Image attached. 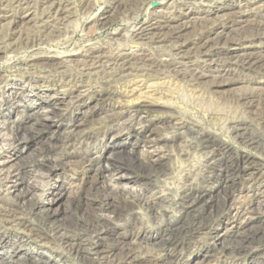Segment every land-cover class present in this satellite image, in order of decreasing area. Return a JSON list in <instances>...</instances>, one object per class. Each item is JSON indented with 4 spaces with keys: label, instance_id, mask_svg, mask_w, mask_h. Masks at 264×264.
<instances>
[{
    "label": "rangeland",
    "instance_id": "obj_1",
    "mask_svg": "<svg viewBox=\"0 0 264 264\" xmlns=\"http://www.w3.org/2000/svg\"><path fill=\"white\" fill-rule=\"evenodd\" d=\"M36 1L29 0L28 4L21 1L3 3L0 6V15H2L0 17V35L9 31L12 35L5 43L0 41V111H2L0 121L6 119L7 113H10L7 118L8 121H6L8 126L13 125V122L18 123L28 120L29 114L32 113L31 108L34 107V104H31L32 101H38L39 107L37 108L45 105L44 102L46 101L55 107L66 106L59 112L56 122L52 126L56 133H61L72 123L81 122L90 116L87 128L78 127L81 129L77 132L79 144H76L74 149H69L68 160L70 164L58 176H55L49 184H62L65 190H68L72 195L79 186L87 184V177L92 176L95 168H97L95 165L90 166L86 159L100 154L106 155L110 149H107L105 145L113 139H118L127 141L128 147L134 146L136 152L142 153L143 157L147 158L148 156L149 160L157 157L161 158L160 165L145 169L144 172L138 168H133L131 171L132 176L138 181L149 178L151 184L154 185L140 191L141 198L158 202L161 196L172 198L183 189H187L188 185L213 191L215 188L217 189L218 184H221L217 177H211L210 180L206 181L209 175H207V170L203 166L205 155L198 151L196 146L193 147L195 143H192L193 141L189 140V137L186 138L185 136L183 138L179 135L174 140H163L165 136L169 137L171 134V129L168 126L174 123L175 125L185 123L188 126H198L201 131L208 135H215L228 149L227 155L222 159L223 161H226L230 155L242 154V151H245L237 140V143L231 142L228 139V134H226L227 125H230L234 120L241 119L244 123L252 124L250 125L252 136L254 135L261 142H264V0H151L147 4L146 1H144L145 3L142 2L143 6L140 9L133 7L132 3L135 0H87L88 12L84 9L79 10L80 6H78L77 0H63L60 5L68 9L67 20L63 21L67 26L63 27L64 24L61 22L55 24L49 22L47 27L43 29L44 35L52 31L49 33L55 36L58 32L54 29L58 27L61 31L58 44L46 40L31 47L22 48L19 45L21 47L13 51L8 43H17V33L30 27L37 19L43 21L44 19L39 18L40 10L53 0H38V4H35ZM127 6L135 8L134 22H137L136 24L151 23L152 28L150 31L158 35L167 32L170 27H183L180 40L184 43L181 48V52H184V54L175 59L174 62H177V64L174 66L176 68H187L198 73L201 77L197 81H190L189 78L162 79L164 75L161 71L164 70H159L153 64H150L151 59L156 61L154 54L158 51L161 52L160 49L151 51V59H147L145 62L150 64L151 69L144 68L143 71L138 72V75L145 74L146 85H151V82H158V85L153 84L155 86L151 87L157 89V94L156 92L150 93L149 96L145 93L147 90L146 85L139 82L140 79L127 83L122 80L119 81L117 78L119 74L117 75V72L107 68L88 69L89 71L86 70L85 72L79 70V67L70 62L68 63L70 70L68 73L65 71L63 75L69 81V84L61 86V72L63 69L42 66L41 63L58 59L55 58L58 56L80 55L79 52L83 45L96 43L107 47V42L105 43L107 41L106 36L110 38L115 34L117 35L125 22L119 18H110L103 26L98 25V23L111 13H124ZM197 17L208 20L209 23L210 20L214 21L212 25L209 24L203 28L200 26V24L203 25V22L200 23L202 20H198V24L192 23L197 20ZM92 19L98 20L95 24L96 27L91 25L92 22L90 23V21ZM72 29H75L73 35ZM117 38L121 39L122 37ZM199 49L204 52L199 53ZM60 51H63V53H58ZM125 53H127L128 60H130L129 67L141 64L140 52L137 51L132 55L128 52ZM247 54L253 55L252 59L241 61L240 57ZM181 57L182 59H179ZM68 58L71 57L68 56ZM55 69L56 71H54ZM112 72L116 75H113ZM102 75L103 79H101ZM106 79H108V83ZM125 84L126 86L129 84L128 87L138 86L145 94L142 93L140 99H137L139 92L131 91L126 95L124 93L120 94V91L123 92V85ZM102 90L118 93L112 99H106L103 96L107 93H102ZM99 93H101L100 96H98ZM12 94L15 96L13 100L12 97H10L11 99L8 97ZM168 101L174 109L169 108ZM160 102L168 106L157 104ZM27 104L31 107L26 109ZM112 110L120 113L114 120L104 118L103 121L104 112H111ZM212 116L218 117V120L210 119ZM149 129L156 130V134L158 131L155 138L159 141L146 142L147 138L144 134ZM136 132H139V135H136ZM43 135L37 140L42 139L45 136ZM13 148L14 145L11 144H0V178L7 175V172L17 168V159L9 157L11 156L9 152ZM246 151L248 150L246 149ZM248 153L252 154L253 152L248 151ZM164 170L166 174H164L165 172L162 173ZM125 172V170L120 169L117 174L121 175ZM10 180H12L11 177L7 181ZM28 182L30 184L33 180L28 179ZM97 184L113 185L109 180L101 178ZM117 186H122L125 192L137 191L138 193L139 189L131 182L115 184L113 188L116 189ZM256 187L259 191L255 192ZM35 192L39 194L40 190L37 188ZM237 192H239L237 194L238 202L236 201V207L239 206L237 208L238 212L235 209L230 211L221 210L218 216L220 221L217 219L218 222L216 221L212 225L213 227L227 226L230 228L229 232L225 235L223 233L224 236L220 239L213 240L211 234H214V232L210 231L202 235L200 243L190 250L194 252L196 249L201 248L202 253L205 252L208 246L211 247L216 256L207 264L264 263V244L257 239L264 236V181L257 178L246 179L240 184ZM10 200L2 198L0 194V210L5 207H14V202ZM163 203L164 206L160 210L166 214L163 218L155 220L153 217H147V213L143 208L141 209V204L136 203L133 212L140 214V220L143 222L141 221V224L136 225L130 223L132 227H129L122 220L118 223L115 222L114 226L116 228H114L124 234L123 240H128L130 232H147L156 229L159 233H162L170 222L167 216L177 211L174 203ZM65 205L64 207H66ZM54 207L60 209L61 205L54 204ZM210 210H213V208ZM81 215L82 212L77 210L75 216L81 217ZM9 217L8 214L0 218V233H8L12 239H14L13 234L19 233L20 237L22 235L21 229ZM29 217L31 220H29ZM21 218L31 224L34 223L33 217L29 214ZM218 223H221V225H218ZM235 234L246 238L244 244H248L247 252L245 254H235L232 257L227 256L226 252L222 253L225 250L223 247L229 243L231 236ZM19 237L17 238L20 241ZM26 237L30 241L28 242L30 245L27 248L28 250L34 246H41L43 250L49 252V248L45 247L42 242L33 240L30 236ZM23 240H26L25 237H23ZM5 246L7 251L9 246L6 244ZM53 251L52 257L55 258L59 251L54 249ZM23 252L21 250L17 255L19 256ZM185 254V251L176 253L167 260L186 264L191 259L184 263L187 258L184 257ZM29 261H32V259H29Z\"/></svg>",
    "mask_w": 264,
    "mask_h": 264
},
{
    "label": "bare ground",
    "instance_id": "obj_2",
    "mask_svg": "<svg viewBox=\"0 0 264 264\" xmlns=\"http://www.w3.org/2000/svg\"><path fill=\"white\" fill-rule=\"evenodd\" d=\"M19 1L28 4L29 0H0V6L3 3L8 4ZM61 1L63 0L49 1L50 3L40 10L39 18L44 20L38 21L37 19L30 27L18 32L17 43H8L11 45L10 48L15 51L21 46L22 48L31 47L43 43L46 40L47 42L58 44L57 42L60 41L58 38L61 33L58 27L54 29L58 32L55 36L49 33L52 31L47 33L49 34L48 36L47 34L44 35L43 29L47 27L49 22L55 24L57 22L63 23L64 20H67L68 9L60 5ZM77 1L78 6H80L79 10L84 9L88 12L89 6L87 0ZM144 1L147 4L151 0H135L132 3L133 7L140 9ZM38 2L37 0L35 4H38ZM135 8L127 6L124 11V13L126 12L125 14L119 12L111 13L98 23V25L103 26L110 18H119L125 22L117 35L115 34V36H111L110 38L106 36L105 39L107 41L105 43L107 42V47L106 45L104 47L96 43L86 46L83 45L79 52L80 55L58 56L55 57L58 59H51L41 63L42 66L57 69L62 68L64 70L61 72V86L69 84V81L63 75L65 71L68 73L70 70V66L68 65L70 62L74 66L79 67V70L85 72L88 69H110L117 72V75L119 74L117 77L119 81L122 80L126 83L140 79L139 82H143V85H146L147 82L144 80L146 79L144 78L145 74L138 75V72L143 71L144 68L151 69L150 64H153L159 70H164L161 71L162 75H164L162 79L189 78L190 81H197L201 77L198 73L190 71L187 68H176L174 66L177 64V62H174L175 59L184 54V52H181L184 43L180 40L183 27H170L167 32L158 35L150 31L152 28L151 23L147 24L146 22H142L136 24L137 22H134ZM198 20H202L200 23L203 22V25L199 24L203 28L209 24L212 25L214 21L210 20L211 22L209 23L208 20L197 17V20H194L192 23L198 24ZM97 22L98 20L95 19L90 21L93 26ZM63 24V27L67 26L66 23ZM10 32H5L3 35H0V41L5 43L7 39H10L12 36ZM74 32L75 29H72V35ZM117 37L122 38L118 39ZM155 49L162 50L154 54L156 61L150 58V52H153ZM137 51L141 53L140 59L142 62L140 65L129 67L130 60H128V55L125 52H128V54L131 53L132 55ZM198 52L203 53L204 51L199 49ZM58 53H63V51ZM68 56L71 58H68ZM252 57L253 55L247 54L240 58L241 61H249ZM147 59H151L150 64L145 63ZM179 59H182V57ZM114 72H112L113 75H116ZM54 73L56 74V72ZM88 77L90 78L91 76ZM152 78L156 79L155 77ZM101 79H103V75ZM106 80L108 83V79ZM157 83L151 82V85L145 86L147 89L145 93L148 96L150 93L153 94L156 92L157 94V89L151 88L158 85ZM128 85H123L124 90L123 92L120 91V94L124 93L126 95L131 91L139 92L137 99H140L142 93H144L142 89L138 86L128 87ZM127 88H130V91ZM102 93H107L103 96L106 99H112L118 92L102 90ZM12 95L8 97H12L13 100L15 96ZM100 95L101 93L98 94V96ZM37 103L38 101H32L31 104H34V107L31 108L32 113L29 114L30 117L28 120L18 123L13 122V125L8 126L6 121H8L7 118L10 113H7L6 119L0 121V144L14 145L13 150L9 152L11 155L9 157L17 159V168L11 172H7V175L0 178V194L2 198L11 199L10 201H13L15 204L14 207L3 208L4 211L1 209L0 218L9 214V218L16 222V225L22 232L20 237L18 232V234H13L14 239L8 233H0L3 234L0 235V264H183L181 262L167 260V258L174 254L183 251L186 252L184 257H187L184 263L191 259L186 264H207L216 256L212 252L211 247L209 248L208 246L205 252L202 253L201 248L196 249L194 252L190 251L191 248L197 246L202 239L201 236L210 231L212 233L214 232V234H211L213 240H218L229 232L230 228L227 226L213 227L212 225L215 224L217 219L220 221L218 216L221 210L226 209L230 211L235 209L238 212L237 208L239 206L236 207V204L238 202L237 194L239 192L237 191L243 181L252 178L264 181V142H261L254 135L252 136L250 128L252 124L244 123L240 119L234 120L230 125H227L226 134H228V139L233 143L237 140L245 151L247 149L253 153L242 151V154L230 155L226 161H223L222 159L227 155L228 149L215 135H208L201 131L198 126H188L185 123H177L175 125L174 123L168 126L171 129L170 136H165L163 140H174L179 135L183 138L185 136L186 138L189 137V140L191 139L193 141L192 143H195L193 147L196 146V149L205 155L203 161L205 163L203 166L207 170V175H209L206 181L210 180L211 177H217L220 181L221 184L216 186L217 189L215 188V190L211 191V189H203L202 187L195 188L188 185L187 189H183L179 193L176 192V196L172 198L161 196L158 202L148 199L143 200L139 192L154 185L151 184L149 178L138 181L132 176L131 171L133 168H138L144 172L145 169L160 165L161 158L157 157L149 160L148 156L146 158L143 157L142 153L136 152L134 146L128 147L129 144L127 145V141L113 139L109 143L106 142L107 144L105 145L107 149H110L109 153L106 155H96L94 156L95 158L92 157L94 159H86L90 166L95 165L97 168H95L92 176L87 177V184L79 186L71 195L68 190H65L62 184L53 185L49 183L70 164L68 160L70 154L69 149H74L75 145L79 144V135L77 132L81 131V129L78 127L83 126V129L87 128L89 126L90 116L81 122L72 123L65 131L56 133L52 129V126L55 124L59 112L66 106L55 107L46 101L44 102L45 105L37 108L39 107ZM157 104L169 105V108L174 109L170 101L167 102L168 105L161 102ZM29 107L31 106L28 104L25 106L26 109ZM104 113L103 121L104 118L114 120L120 112L112 110L111 112L106 111ZM1 114L2 111H0ZM210 119L218 120V117L212 116ZM252 123L254 122L252 121ZM41 135L44 137L37 140ZM136 135H139V132H136ZM144 135L147 138L146 142L153 143L159 141V139L155 138L158 135V131L156 134V130L154 129H149ZM120 169L126 172L121 175L117 174ZM9 177L12 180L7 181ZM100 178L109 180L113 185L97 184ZM28 179H32L33 182L29 184ZM126 182H131L133 185L139 187L138 193L137 191L125 192L122 186H117L116 189L118 190L113 188L115 184H124ZM37 188L40 190L39 194L35 192ZM254 190L255 192L259 191L257 187ZM163 202L174 203L177 211L167 216L170 222L163 229L162 233H159L156 229L147 232H130L128 240H123L124 234L115 229V222L118 223V221L123 220L129 227H132L130 223L131 225L132 223L135 225L138 223L141 224L143 222L140 220L141 215L139 214V216L137 212H133L136 203L141 204V209L143 208L147 213V217H153L155 220H159L166 216L164 211H160L164 206ZM54 204L61 205V208H53ZM63 204H67L65 205L66 207ZM212 208L213 210H210ZM77 210L82 212L81 217L75 216ZM27 214L33 217L32 220L34 223L31 224L29 221L21 218ZM129 216L131 218H128ZM29 220H31L30 217ZM218 225H221V223H218ZM26 236L42 242L45 247L49 248V252L47 250L45 251V249L43 250L41 246H34L28 250L27 248L30 246L28 242L30 241H28L29 239ZM17 237L20 238V241ZM23 237L26 240H23ZM257 239L261 240L264 244V236L258 237ZM245 240L246 238L239 234L232 235L228 241L229 243L224 245L223 248L225 250L222 253L226 252L225 254L231 257L235 256V254H245L248 248V244H244ZM5 244L9 246L7 251L5 250ZM53 249L59 251V254L55 258L52 257ZM21 250L24 251L22 253L23 255L18 257L17 254ZM27 256L32 257V261H29ZM257 264L264 263L260 262Z\"/></svg>",
    "mask_w": 264,
    "mask_h": 264
},
{
    "label": "built area",
    "instance_id": "obj_3",
    "mask_svg": "<svg viewBox=\"0 0 264 264\" xmlns=\"http://www.w3.org/2000/svg\"><path fill=\"white\" fill-rule=\"evenodd\" d=\"M21 255H23V254H20L19 256H18V255H17V256H18V257H21ZM27 258H28V259H32V257H29V256H27Z\"/></svg>",
    "mask_w": 264,
    "mask_h": 264
}]
</instances>
